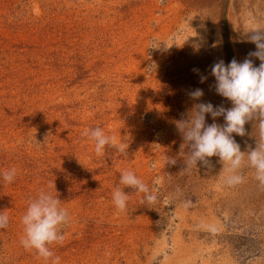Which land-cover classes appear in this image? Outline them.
Listing matches in <instances>:
<instances>
[{
    "label": "rangeland",
    "instance_id": "rangeland-1",
    "mask_svg": "<svg viewBox=\"0 0 264 264\" xmlns=\"http://www.w3.org/2000/svg\"><path fill=\"white\" fill-rule=\"evenodd\" d=\"M257 31L264 0H0V172L17 169L11 184L0 175V212L9 216L0 264H45L20 243L21 218L41 189L71 217L64 244L52 247L61 264H264L255 170L228 186L219 157L187 167L178 129L198 103L232 107L211 68L233 59L259 67L249 55ZM206 123L225 120L209 114ZM95 127L126 142L127 155L109 147L97 156L82 135ZM245 133L233 134L242 152L264 143V115ZM125 170L155 203L126 188L127 210L118 212L112 193Z\"/></svg>",
    "mask_w": 264,
    "mask_h": 264
},
{
    "label": "clouds",
    "instance_id": "clouds-1",
    "mask_svg": "<svg viewBox=\"0 0 264 264\" xmlns=\"http://www.w3.org/2000/svg\"><path fill=\"white\" fill-rule=\"evenodd\" d=\"M250 39L257 45L258 51L250 53L257 57L261 64L254 66L252 60L245 59L242 63L233 59L230 64L220 60L213 64L211 73L215 77V91L218 95L231 101V108L223 106L215 107L211 103H198L194 106L187 120L178 122V129L182 134L184 143L180 145V154L185 146L189 148L187 167L197 166L198 163L210 166L211 157H219L223 164L222 173H227L225 183L228 186H236L245 182L241 170L250 167L255 170V179L264 188V143H257L253 149L249 147L246 152L241 151L240 145L233 138V134L244 136L245 124L251 120L255 113L264 115V32L251 33ZM154 49L165 44L153 42ZM215 46V45H213ZM194 71H198L195 70ZM206 77H201L204 82ZM193 100H199L204 93L201 89H195L189 93ZM211 115L213 120L223 117V126L206 123V115ZM84 137L94 142V152L97 156H103L107 148H115L127 155L126 142H118L115 135L106 134L100 127L85 128ZM175 164V159L170 158ZM156 167L155 164L152 165ZM5 184L14 182L17 169L15 167L0 172ZM154 183L159 184L157 179ZM119 184L112 193L113 203L118 212H126L130 195L125 189H132L139 194L144 193V200L155 203L157 196L150 190L133 171H122ZM49 187H52L50 184ZM56 188V186H55ZM190 201L185 207L190 205ZM24 226V235L20 243L25 250H35L38 258H42L45 264H61L60 257L55 255L52 247L63 245L66 239L64 228L70 225L71 217L66 207L58 196L44 189L39 191L36 198L28 201L25 214L21 218ZM9 225V216L6 211L0 212V229H6ZM200 227L215 233L217 228L213 224L202 223Z\"/></svg>",
    "mask_w": 264,
    "mask_h": 264
}]
</instances>
